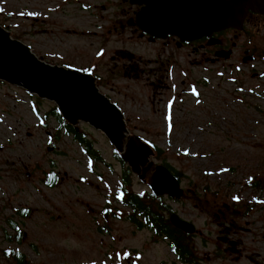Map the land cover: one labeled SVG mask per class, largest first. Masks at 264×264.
<instances>
[{
    "label": "rangeland",
    "instance_id": "obj_1",
    "mask_svg": "<svg viewBox=\"0 0 264 264\" xmlns=\"http://www.w3.org/2000/svg\"><path fill=\"white\" fill-rule=\"evenodd\" d=\"M64 1L72 0H0V27L45 63L85 70L101 42L91 36L95 17ZM115 40L95 84L121 110L127 137L162 151L151 158L152 168L168 165L181 188L196 193L165 199L196 228L187 240L195 262H183L164 239L122 218L128 212L117 197L128 167L103 132L84 122L72 126L92 144L96 160L51 114L56 103L0 81V264H16L5 254L11 250L24 255V264H264V190L249 186L264 184V79L249 76L239 91L232 72L179 64L157 76L149 73L157 66L149 65L130 80L122 63L110 60L122 48ZM51 172L58 175L53 188L43 182ZM131 179L136 192L146 191ZM107 207L114 213L108 221ZM20 209L29 217L21 218ZM219 211L221 221L236 228L234 240L243 242L240 256L219 239Z\"/></svg>",
    "mask_w": 264,
    "mask_h": 264
},
{
    "label": "flooded vegetation",
    "instance_id": "obj_2",
    "mask_svg": "<svg viewBox=\"0 0 264 264\" xmlns=\"http://www.w3.org/2000/svg\"><path fill=\"white\" fill-rule=\"evenodd\" d=\"M219 1L221 0L64 1V7L72 5L78 11L93 14L96 23L92 25L91 36L97 41H101L100 47L95 51L93 65L77 72L92 76L96 83L100 82L102 76L99 69H101L102 56L107 46L113 44V40L116 39V42L122 43V48L114 53L111 52L110 60L122 63L121 73L127 79L139 80L142 75L146 74L143 67L149 65L157 66L155 69H149V73H153L155 76L158 75L157 71L162 72L164 70L169 73L172 67L179 68V64H190L192 67L196 66L201 69L211 65L232 72L237 77L236 83L239 91H241L245 87L246 79L249 76L252 80L264 79V73H258V64H264V13L249 8L250 0H239V5L247 6L248 9L243 21L236 27L206 34L200 28L203 25L202 15L209 9L210 4H216ZM168 14L178 15L180 21L184 19L185 15H190V20L197 25L198 32L182 36L165 34L163 37H155L145 31L148 23L153 24L156 22L155 16L161 17ZM139 17L140 21H138ZM158 66H161V68H158ZM188 82V80H184L182 85L186 86ZM245 92L253 94L255 88H248ZM128 169L125 170L122 184L129 185L134 194L141 197L147 196L151 200L154 197L156 200H153V202L156 205L161 203L165 205V199L167 200V198L169 201H178L168 196L157 197L154 195L151 190V180L156 169L152 168L147 174H144L143 169L140 175L133 174L130 169L128 174ZM132 174L147 188L145 192H136L133 189ZM174 175L177 177L176 174ZM184 192L186 195H196L193 191L186 190ZM118 204L128 212V214L121 213L122 218L133 224L136 229L150 232L153 239H164L171 247L170 238L166 235L157 237L155 229L146 224L145 213L141 209L138 208L140 212L137 211L136 207L128 204V202L118 201ZM149 204H152V202ZM171 212L168 213L165 210L166 216L170 214L169 220L172 215H176L172 210ZM219 212L221 216L215 215V223L222 229V237H227L229 244L231 241H235L232 235L236 228H229L224 224L221 221L223 215L221 211ZM113 214V211L107 207L104 211L106 221L113 218ZM133 218L139 222L132 221ZM226 229H228L227 234L224 232ZM102 230L108 231V227L105 226ZM223 244L229 247L228 244Z\"/></svg>",
    "mask_w": 264,
    "mask_h": 264
},
{
    "label": "water",
    "instance_id": "obj_3",
    "mask_svg": "<svg viewBox=\"0 0 264 264\" xmlns=\"http://www.w3.org/2000/svg\"><path fill=\"white\" fill-rule=\"evenodd\" d=\"M250 1L252 5L250 4L249 8L264 13V0ZM239 3V0H221L210 4L209 9L202 15L203 25L200 28L206 34H211L236 27L243 21L248 10L247 6ZM155 18L156 22L148 23L145 28L147 33L155 37H163L165 34L182 36L198 32V27L190 20V15H185L182 21L176 14ZM0 81L24 89L40 99L56 103L61 117L76 130V125L84 122L103 132L109 142L120 150L122 162L133 174L140 175L143 169L144 174H147L152 169L151 158L155 156L154 149L137 135L127 137L128 130L121 110L99 93L92 76L45 63L25 44L13 40L2 27ZM151 190L157 197L168 196L173 200H181L185 195L176 176L162 165L156 167L151 180ZM170 222L176 229L188 235L196 234L195 226L177 215L171 216ZM224 232L227 234L228 229ZM220 241L228 244L227 237H222ZM228 245V253L240 256L242 241H231Z\"/></svg>",
    "mask_w": 264,
    "mask_h": 264
},
{
    "label": "trees",
    "instance_id": "obj_4",
    "mask_svg": "<svg viewBox=\"0 0 264 264\" xmlns=\"http://www.w3.org/2000/svg\"><path fill=\"white\" fill-rule=\"evenodd\" d=\"M54 115L60 123L62 124V127L66 129V132L68 134H73L74 130L73 128L67 124L65 120L60 116L58 109H54L51 113ZM77 141H79L81 144L87 145L86 153L91 156L92 158H95L96 160H100V156L94 152L92 148V144L88 141H86L85 137H82L81 135L74 133ZM157 157H160L162 155V151L158 149L157 147L153 146ZM167 168H170L168 165H166ZM128 174L129 169L127 170ZM180 180V176H177ZM44 184L49 187L53 188L56 186L58 182V175L55 172H51L44 180ZM250 187L255 188L257 190H264V184L262 181H256L252 184H249ZM153 200H156L154 197L149 199L147 196L141 197L140 195L134 194L132 188L129 185L122 184L119 189V194L117 197V201L119 202H128V204L135 206L136 210L141 209L145 213V222L150 226L151 228L155 229L156 236L157 237H163L167 236L171 239V248L172 250L178 254L179 258L183 262L188 263H194L195 260L192 257V252L190 251V248L188 246L187 240L190 237L187 234L182 233L180 230H176L174 227H172L169 219L166 217L165 210L168 211V213H172L171 209L168 206H165L163 203L156 205L154 204ZM152 202V204H149ZM140 212V211H139ZM18 215L21 218H28L29 217V211L20 209L18 210ZM134 222H139L135 218L132 219ZM9 223L13 226V228H17V225L9 221ZM17 240H21V235L17 237ZM6 256L13 258L16 262V264H24L25 257L20 252L15 251H8L5 252Z\"/></svg>",
    "mask_w": 264,
    "mask_h": 264
},
{
    "label": "bare ground",
    "instance_id": "obj_5",
    "mask_svg": "<svg viewBox=\"0 0 264 264\" xmlns=\"http://www.w3.org/2000/svg\"><path fill=\"white\" fill-rule=\"evenodd\" d=\"M126 140H127V139H126ZM126 140H125V142H124L125 144H126ZM123 145H124V144H123ZM124 147H125V146H124Z\"/></svg>",
    "mask_w": 264,
    "mask_h": 264
}]
</instances>
